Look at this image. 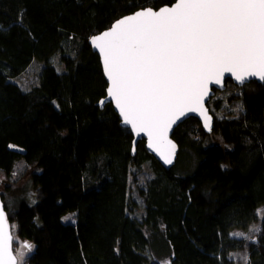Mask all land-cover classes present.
<instances>
[{"label":"trees","instance_id":"1","mask_svg":"<svg viewBox=\"0 0 264 264\" xmlns=\"http://www.w3.org/2000/svg\"><path fill=\"white\" fill-rule=\"evenodd\" d=\"M174 3L0 0V173L12 180L23 163L28 180L0 197L14 238L34 246L24 264H235L238 251L264 264V223L234 235L264 207V83L228 80L240 113L218 118L223 101L211 99L212 132L182 122L169 169L145 140L133 155L130 129L111 103L98 105L108 83L91 39ZM34 62L40 82L23 90L12 79Z\"/></svg>","mask_w":264,"mask_h":264},{"label":"snow or ice","instance_id":"2","mask_svg":"<svg viewBox=\"0 0 264 264\" xmlns=\"http://www.w3.org/2000/svg\"><path fill=\"white\" fill-rule=\"evenodd\" d=\"M92 44L123 123L145 133L148 147L171 164L168 133L177 121L199 113L211 130L204 107L210 84H222L226 73L241 84L264 81V0H175L119 19ZM24 248L31 252L33 245ZM0 264H17L3 205Z\"/></svg>","mask_w":264,"mask_h":264},{"label":"rangeland","instance_id":"3","mask_svg":"<svg viewBox=\"0 0 264 264\" xmlns=\"http://www.w3.org/2000/svg\"><path fill=\"white\" fill-rule=\"evenodd\" d=\"M55 60V58H54ZM42 64L34 62L30 67L22 73L20 76L12 79L16 84H18L23 90H28L40 82V73H41ZM227 82V81H226ZM237 95L239 92H235ZM233 90H223L218 91L212 96L211 99L213 101L215 100H222L223 101V109L219 112H215V109L210 104L209 108L211 111H214L218 118L228 117L230 114H239L240 110L243 108V102H234L233 104H230L229 99L231 98L232 94H235ZM25 172V166L23 163H20L14 172V176L12 177V180H8L7 177L0 173V191L5 190V186L7 183H15L16 182L21 185L22 183L27 185L28 180L26 178H23V173ZM11 181V182H10ZM14 181V182H13ZM16 181V182H15ZM259 219L258 221L252 225L247 230H237L235 231L236 237H246L249 235L254 234L258 231L259 227L264 223V207L259 209ZM65 217H68V219H65ZM75 220V214H68L63 217L64 222H73ZM14 237V236H13ZM15 244H14V253L17 256L18 264H24L27 256L33 251L34 246L29 252L26 248H24L25 244H31L29 242H21L17 238H14ZM32 245V244H31ZM23 253V256L21 257L20 254ZM233 258L235 261V264H247L248 262V255L247 252L238 251L233 253Z\"/></svg>","mask_w":264,"mask_h":264},{"label":"water","instance_id":"4","mask_svg":"<svg viewBox=\"0 0 264 264\" xmlns=\"http://www.w3.org/2000/svg\"><path fill=\"white\" fill-rule=\"evenodd\" d=\"M171 6H172V5H171ZM153 10H154V9H153ZM158 10H159V9H158ZM128 16H129V15H128ZM125 17H127V16H125ZM123 18H124V17H123ZM116 22H117V21H116ZM113 25H114V24H113ZM113 25H112V26H113ZM112 26H111V27H112ZM110 29H111V28H109L108 30H110ZM106 31H107V30H106ZM102 33H103V32H102ZM102 33H101V34H102ZM101 34H99V35H101ZM95 37H96V36H95ZM90 45H91L93 51H94L95 53H97V54L99 55V57H100V62H101V65H102V70H103V73H104L105 79H106V81H107V83H108V87H109V86H110V82L107 80L106 74H105L104 69H103V58H102V55L100 54L99 50H98V49L92 44V39H91V41H90ZM228 80H231L234 84H236V85H238V86H240V87H242V86H244L245 84H248V83H250V82H252V81H257V82H259V83H264V81L259 80L257 77H251V78H249L248 80H246L245 83L241 84V83H239L238 81H236L235 78L231 76V74H227V73H226V74H225V77H224V79H223V81H222V84H220V85H216V84H214V83H213V84H210V85H209V94H208V96L205 98L204 107H205V109L207 110L208 115L211 117V130H209L208 128H205V126H204V118H203V116H201L199 113H187L184 117H182L179 121H177V123L174 124V125L172 126V128L169 130V133H168V138H169V140H171L172 143L175 145V154H174V156L172 157V163H171V164H167V163H165L164 160L161 158V156H160L157 152L153 151V149H151V148L148 147V137H147V135H146L145 133H141V134L137 135L134 131H132L130 125H126V124L123 123V118H122V116H121L120 113H119V109H117L116 106H115V101L112 100L110 97H108V95H106V97H105L104 99L101 100V101H103V104H101V101H100L98 105H99L101 108H103L106 104H110V103H111V104L113 105L114 110H115L116 113L119 115V118H120V120H121V124H122V126L125 127V128L130 129V131H131V133L133 134V137H134V140H133V149H135V150H133V155H135V153H136V146H137L138 142H140V141H142V140H145L146 149H147V151L149 152V154H151V155H152V156H153L158 162H160L161 165L164 166L166 169H169V168H171L172 166H174V164L176 163V160H177V156H178V145H177V143L172 139V135H173L175 129H176V128H177L182 122H184L186 119H189V118H192V117H193V118L198 119V120L200 121V123L202 124V127H203L204 131H205L207 134H210V133L212 132V130H213V126H214V121H215V120H214V117L212 116V114L210 113V110H209V108H208V104H209V102H210L212 96H214V94H215V91H214V90H217V91H223V90H225V87H226V81H228ZM108 87H107V89H108ZM0 205H3V202H2L1 197H0ZM3 206H4V205H3ZM4 212H5V215L7 216V225H8V229H9L10 235L12 236V252H13V255H15V253H14V237H13V233H12L11 224H10V221H9V219H8V215H7V212H6L5 208H4ZM15 256H16V255H15ZM17 264H18V260H17Z\"/></svg>","mask_w":264,"mask_h":264}]
</instances>
